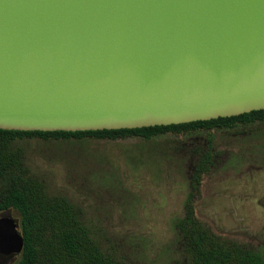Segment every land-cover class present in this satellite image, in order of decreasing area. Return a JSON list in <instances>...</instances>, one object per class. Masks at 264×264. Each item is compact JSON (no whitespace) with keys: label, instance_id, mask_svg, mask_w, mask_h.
<instances>
[{"label":"water","instance_id":"1","mask_svg":"<svg viewBox=\"0 0 264 264\" xmlns=\"http://www.w3.org/2000/svg\"><path fill=\"white\" fill-rule=\"evenodd\" d=\"M264 110V0H0V129L169 126ZM0 215V255H21Z\"/></svg>","mask_w":264,"mask_h":264},{"label":"rangeland","instance_id":"2","mask_svg":"<svg viewBox=\"0 0 264 264\" xmlns=\"http://www.w3.org/2000/svg\"><path fill=\"white\" fill-rule=\"evenodd\" d=\"M215 132L223 152L203 179L197 216L217 234L257 248L264 256V137L236 131ZM165 135L146 141L85 139L22 144L33 173L52 196L78 206L103 245L128 264H169L180 260L174 222L183 216L192 164L174 152L177 141ZM14 219L20 216L11 212ZM13 255L6 264H13ZM5 260L0 258V264Z\"/></svg>","mask_w":264,"mask_h":264},{"label":"trees","instance_id":"3","mask_svg":"<svg viewBox=\"0 0 264 264\" xmlns=\"http://www.w3.org/2000/svg\"><path fill=\"white\" fill-rule=\"evenodd\" d=\"M236 131L241 136L264 137V110L240 116L218 118L169 126L99 131H19L0 129V215L16 211L24 248L13 264H128L127 260L103 245L86 223L83 211L63 196H52L33 173L23 142L121 140L140 138L151 141L174 135L185 140L203 137L204 144L186 146L183 141L173 150L192 164L183 216L174 222L180 246V260L169 264H264L255 247L217 234L197 216L203 179L213 171L223 152L216 147L215 132ZM0 258L6 264L12 256Z\"/></svg>","mask_w":264,"mask_h":264},{"label":"flooded vegetation","instance_id":"4","mask_svg":"<svg viewBox=\"0 0 264 264\" xmlns=\"http://www.w3.org/2000/svg\"><path fill=\"white\" fill-rule=\"evenodd\" d=\"M3 256V255H2ZM11 256H13V255H11ZM4 257H10V256H4Z\"/></svg>","mask_w":264,"mask_h":264}]
</instances>
